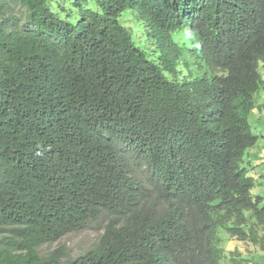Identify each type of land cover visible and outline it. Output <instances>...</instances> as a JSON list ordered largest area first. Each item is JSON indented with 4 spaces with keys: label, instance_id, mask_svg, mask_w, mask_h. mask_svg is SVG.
<instances>
[{
    "label": "trees",
    "instance_id": "trees-1",
    "mask_svg": "<svg viewBox=\"0 0 264 264\" xmlns=\"http://www.w3.org/2000/svg\"><path fill=\"white\" fill-rule=\"evenodd\" d=\"M51 1L0 0V264H63L40 247L93 220L106 223L97 247L65 264H223L236 259L225 236L264 254L245 165L264 0H76L77 22Z\"/></svg>",
    "mask_w": 264,
    "mask_h": 264
},
{
    "label": "rangeland",
    "instance_id": "rangeland-1",
    "mask_svg": "<svg viewBox=\"0 0 264 264\" xmlns=\"http://www.w3.org/2000/svg\"><path fill=\"white\" fill-rule=\"evenodd\" d=\"M82 6L94 10L97 9L95 0L83 1ZM51 7L64 19L77 22L80 18L79 10L81 6L76 4V0H52ZM26 15L27 9L24 6L16 2L10 3V10L7 11V16H10L12 19V26H22L26 22ZM121 22L131 29L133 39L138 46L142 49H146L149 46L142 24L135 20L130 9L123 13ZM174 36L180 42L185 43L189 48L186 51V60L190 61L193 66L195 64L196 55L191 52V50H193L196 45V41H193L189 36L188 29H183L175 33ZM262 71L264 72V68H262ZM256 101L261 108H257V110L254 111V114L250 118V123L253 131L258 134L259 140L256 146L249 150L252 152V156L250 157L251 161L246 160L245 165L249 166L248 164H250L253 167L255 166L250 173L256 180L252 193L254 195L264 196V86L256 95ZM253 156L254 158H252ZM105 224L104 220L90 221L82 229L69 232L53 243L42 245L40 247V252L43 256H48L54 250H58L63 264L69 260L79 258L97 247L104 233ZM2 234H8V232H0V238L3 236ZM225 239V246L228 250L227 254L231 256L230 252H233L236 259H225L223 264H254V262L255 264H264V254L256 248L257 246L236 238L231 239L225 236Z\"/></svg>",
    "mask_w": 264,
    "mask_h": 264
}]
</instances>
